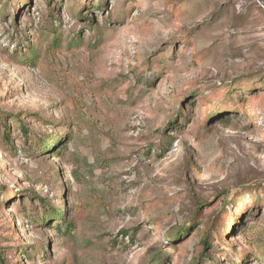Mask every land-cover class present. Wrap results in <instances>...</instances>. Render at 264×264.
<instances>
[{
  "label": "rangeland",
  "instance_id": "1",
  "mask_svg": "<svg viewBox=\"0 0 264 264\" xmlns=\"http://www.w3.org/2000/svg\"><path fill=\"white\" fill-rule=\"evenodd\" d=\"M0 0L4 264H264V0Z\"/></svg>",
  "mask_w": 264,
  "mask_h": 264
},
{
  "label": "trees",
  "instance_id": "2",
  "mask_svg": "<svg viewBox=\"0 0 264 264\" xmlns=\"http://www.w3.org/2000/svg\"><path fill=\"white\" fill-rule=\"evenodd\" d=\"M1 118V117H0ZM0 264H4V258L2 257V255L0 254Z\"/></svg>",
  "mask_w": 264,
  "mask_h": 264
},
{
  "label": "water",
  "instance_id": "3",
  "mask_svg": "<svg viewBox=\"0 0 264 264\" xmlns=\"http://www.w3.org/2000/svg\"><path fill=\"white\" fill-rule=\"evenodd\" d=\"M260 2H262L261 0H260ZM263 3V2H262Z\"/></svg>",
  "mask_w": 264,
  "mask_h": 264
}]
</instances>
